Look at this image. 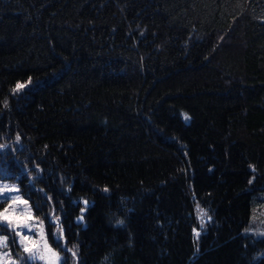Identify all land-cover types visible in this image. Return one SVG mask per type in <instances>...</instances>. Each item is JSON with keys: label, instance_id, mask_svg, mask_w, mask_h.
<instances>
[{"label": "trees", "instance_id": "1", "mask_svg": "<svg viewBox=\"0 0 264 264\" xmlns=\"http://www.w3.org/2000/svg\"><path fill=\"white\" fill-rule=\"evenodd\" d=\"M0 145L61 264H264V0H0Z\"/></svg>", "mask_w": 264, "mask_h": 264}, {"label": "rangeland", "instance_id": "2", "mask_svg": "<svg viewBox=\"0 0 264 264\" xmlns=\"http://www.w3.org/2000/svg\"><path fill=\"white\" fill-rule=\"evenodd\" d=\"M5 185L7 188L0 191V212L7 209V219L0 221L4 225L0 226V236L8 239L7 247H0V264H61L62 252L48 240L44 220L33 212L30 202L18 191L16 183L0 176V188ZM261 197L256 205L260 204L262 209H254L252 222L247 228L255 235H264V194ZM25 247L31 251L25 252Z\"/></svg>", "mask_w": 264, "mask_h": 264}, {"label": "snow or ice", "instance_id": "3", "mask_svg": "<svg viewBox=\"0 0 264 264\" xmlns=\"http://www.w3.org/2000/svg\"><path fill=\"white\" fill-rule=\"evenodd\" d=\"M23 87V85H21V84H17V89H19V88H22ZM185 120H188L189 119V117L187 116V115H185ZM17 140H19V136L17 137ZM0 147H4V146H2V145H0ZM5 188H7V185H5V186H3V188H0V191H3ZM12 190H15V189H12ZM105 191H107V189H105ZM15 199H19V197H16ZM26 203V202H25ZM86 205H87V201H85L84 202ZM7 211V209H5V212ZM82 211H83V209H82ZM5 212H0V221H3V220H6L7 219V217L5 216ZM207 216V214L202 210V209H200V217H201V220H200V223H201V227H203V224H204V219H203V217H206ZM82 219V218H81ZM210 219V218H209ZM117 224H123V221H117ZM194 231V233L198 236L199 235V233L198 232H196V230L194 229L193 230ZM16 235H20V233H16ZM26 237H22V239H25ZM7 237H5V236H0V247H7V243H6V241H7ZM24 251L25 252H30L31 250L29 249V248H27V247H25L24 248ZM33 259H35V256H33L32 257ZM41 258H43V257H41ZM0 259H2V257H0Z\"/></svg>", "mask_w": 264, "mask_h": 264}]
</instances>
